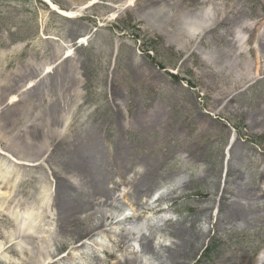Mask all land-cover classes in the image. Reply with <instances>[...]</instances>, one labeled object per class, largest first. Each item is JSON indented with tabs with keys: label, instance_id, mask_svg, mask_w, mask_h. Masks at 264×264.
<instances>
[{
	"label": "rangeland",
	"instance_id": "374dc122",
	"mask_svg": "<svg viewBox=\"0 0 264 264\" xmlns=\"http://www.w3.org/2000/svg\"><path fill=\"white\" fill-rule=\"evenodd\" d=\"M49 1L0 0V86L11 85L0 111L31 87L36 105L0 119V152L29 157L21 131L47 130L29 113L63 115L73 101L76 116L57 128L76 132V160L108 194L76 214L93 231L71 243L52 206L61 155L48 139L41 173H19L16 200L1 202L0 264H264V126L249 120L264 116V0ZM225 96L210 117L203 104ZM71 181L87 195L85 178ZM27 202L39 205L38 232L16 238L7 220ZM120 210L123 224L111 218ZM189 231L186 255L170 258Z\"/></svg>",
	"mask_w": 264,
	"mask_h": 264
},
{
	"label": "bare ground",
	"instance_id": "6f19581e",
	"mask_svg": "<svg viewBox=\"0 0 264 264\" xmlns=\"http://www.w3.org/2000/svg\"><path fill=\"white\" fill-rule=\"evenodd\" d=\"M47 1L49 2V4L54 6L49 0ZM64 14L70 16L71 12H64ZM185 24L186 23H184L182 26L185 32H192V34L193 33L195 34L198 31V28H201L200 27L201 25L197 23H190L189 25H185ZM260 29H261L260 27L255 28V29H250V38L252 39V41L254 39H257L259 35L258 31H260ZM247 40L249 39H246V41ZM248 49H251V48L248 47ZM69 52L70 50H67L65 52L67 60L69 59ZM256 52L258 51L254 50V55H255L254 64H252L251 62H248L246 64L247 69L251 68L256 71V73L254 72L252 74H257V73H260V71H262L260 70L259 62L257 61L258 56ZM205 65L208 66V63L205 62ZM49 69H50V66H46L42 71L48 72ZM35 74L38 75L40 73H35V72L31 73V75H35ZM3 87L5 89L1 88L0 86V106L3 103L2 99H6L7 97V91L9 93L11 90V85H8V83H5ZM32 88L33 87H31L30 89ZM30 89L21 92L19 94L18 99H13L15 96L11 95L9 97L10 101L8 103V107L3 108V109L1 108L0 119H2L5 122H9V121L11 122V117L10 119L8 118V116H10L11 113L18 112V110H20L23 107H26V108L35 107L36 105L34 103V96H30L27 94ZM76 92L79 93L77 90ZM226 98H227L226 96L221 97L219 100L211 102L210 104H206V103L203 104V107H205L206 112L209 115H211L210 117L212 116L218 117L221 115L222 111L218 110V107L222 105L221 102H224ZM227 102H229V100ZM77 105L78 104H75L73 103V101H71L69 105H66L65 113L63 115L60 113V115L58 116L53 115L52 112L34 114L33 111H31L29 113V115L32 116L34 120H39V122L43 123L44 128H47L45 132L43 130V127H40V128L34 127V123H32L33 128L30 126L33 129L32 131H29V132H26L25 130L21 131V134H28V139L30 141L29 142V150H30L29 157L24 156V155L16 157V155H6L0 152V205H1V202L3 201L5 202V200H9V199H11V201L16 200L17 191L15 190V187L18 185L17 176L20 175L19 173L31 171L30 175L32 176L34 175L36 176V174L41 173L40 171L44 167V162H46V160L43 157H44L45 152H47L48 139L51 140L52 142L51 145L55 144L54 145L55 150H57L60 153L61 157H60L59 165L57 166V168H53L51 171V174L53 173V176L55 177V180H56V191L52 198V206L57 210V215L60 218L64 219V221L61 223V226L63 227L61 228V230L65 229L66 231H68L69 233L68 236H71V239H69L71 243H72V240L73 242L75 239H77L76 241H79L81 240V238H85L89 236L93 231V228H91L89 225L80 226L79 225L80 220H79V217L76 216V214L81 212L80 211L81 208L85 206V204L88 203V201H90L89 198H92V197L99 198L100 196L104 198V196H107L108 194V190L104 186H102V184L101 185L98 184L100 187L99 186L94 187L95 180L93 178L94 176L92 173L93 171L90 172L91 170L90 171L87 170L86 161L76 160L77 153L80 152V148H81L78 145L76 132L74 136H72L73 133H70L71 135L70 137H65L68 135V133L62 132L60 130H66L67 127L57 128V126H61L62 124L65 125L67 122L71 120V118L76 116L78 112L76 110ZM153 110L155 109H152V112H154ZM204 117H206V121H209L210 118L208 116L204 115ZM200 118H203V117H200ZM249 120H250V123L253 124V126L255 128H258L259 130H261L264 126V116H263V119H259L258 117H256V118H250ZM51 126L53 127V130L51 131V133L53 132V135L52 136L43 135V134H47ZM65 139H68V140H65ZM262 149H264V144H263ZM1 150H5V149H1ZM6 151L7 150H5V152ZM12 157H16V158L13 159ZM111 160L113 161L115 159L112 158ZM6 162L8 164H6ZM10 162L15 163L16 165L11 164ZM116 165L119 167V169L122 168L121 164H116ZM78 177L81 180L85 178V182L89 183L88 193L87 195H84L83 197L78 193V191L75 188L76 186L71 181V179L74 180ZM44 178L45 177H43L42 175L40 177V181H43ZM263 178H264V171H263ZM42 193L43 192H41L40 194ZM44 196L48 198V193L47 192L43 193L42 198ZM224 197H225L224 190H222L221 198H224ZM38 207H39L38 204H34L31 202L24 203L22 209H20V210H23L25 208L22 212L15 213V214L12 213V215H14L12 216V219L8 218L9 220L7 221H9L10 224L16 223V225L19 226L17 228L18 229L17 232L19 234H17L16 238L20 237V238L25 239L29 236L33 237V233L35 232L34 234H36L38 232V229L36 228L37 226L35 225V221L37 219L36 215L39 216L37 213L38 209H36ZM86 212H89V211H86ZM2 216L3 215H1L0 213V218ZM73 224H76L78 227L70 228ZM196 237H197L196 232L189 231L186 234V237L183 239L184 242L178 245V249H176V252H169L170 258L173 255H176L174 260L184 257L186 255L185 250L190 248L192 240L195 239ZM152 242L153 240L151 239V241H147L145 243L144 249L148 250V252L152 250ZM63 245L65 244L64 243L61 244V247ZM1 248L2 247L0 246V249ZM124 264H127V263L125 262ZM244 264H258V263L257 261L255 262L248 261V262H244Z\"/></svg>",
	"mask_w": 264,
	"mask_h": 264
}]
</instances>
